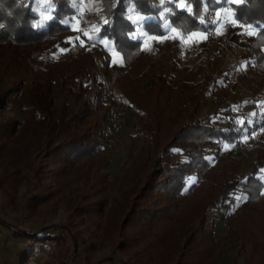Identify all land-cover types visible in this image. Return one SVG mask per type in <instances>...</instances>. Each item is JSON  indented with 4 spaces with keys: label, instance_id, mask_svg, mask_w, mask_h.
Masks as SVG:
<instances>
[{
    "label": "trees",
    "instance_id": "16d2710c",
    "mask_svg": "<svg viewBox=\"0 0 264 264\" xmlns=\"http://www.w3.org/2000/svg\"><path fill=\"white\" fill-rule=\"evenodd\" d=\"M185 1L184 8H180L179 0H170L169 13L164 12L167 5L159 6L155 0H101L104 15L99 22L100 32L96 38L107 39L127 51V69L109 74L105 71L108 70L107 64L98 68L94 58H85L84 47L75 44L69 48L67 58L74 64L76 71L56 81L58 86L54 87L47 75L43 76V84L31 82L28 86L20 80L4 81L2 78L16 75L18 72H23L27 77L37 76L38 74L31 73L52 63V52L72 32L74 5L79 1L0 0V143H8L15 140L17 134L36 128L33 134L38 140V147L28 149V153L33 155L32 185L35 182L36 188H41L39 181L43 180V177H50L54 189L61 190L72 181H78L83 184L82 191L92 194L91 196L101 195L102 206H107L112 181H107L106 175L97 170L85 174L81 172L73 180L70 177L76 175V165L80 160L97 151L99 145L95 143L93 146L91 143L97 139L103 141L105 137L107 116L103 114L97 117L96 114L97 107L102 106L109 95L121 96L138 112L146 114L141 104L134 100L132 93L137 81L142 80L144 75L136 79L128 74L140 50L141 43L133 39L138 25L150 35H162L166 18L169 25L186 36L197 31H209L213 25L211 13L228 7L236 22L254 32L253 48L258 56L255 63L264 71V0ZM131 7L148 20L137 24L132 22L127 15ZM124 83L127 88H123ZM210 83H214V76L208 81V86L204 89L205 94L213 89ZM161 84L160 89L169 86V95L191 85L181 78L175 82L164 79ZM188 97L196 99L191 94ZM202 104L203 102H199L191 110L187 109L188 112L183 113L186 116L181 123L177 115L171 117L166 138L159 142L149 140L148 150L146 147L141 150L139 157L144 156L147 151L148 158L144 156L145 160L141 161L139 157L131 158L132 165L125 167L122 178H116L121 185L117 190L123 194L121 199L123 198L126 212L120 227L118 249L108 264H132L118 252L130 250L134 246L138 249L140 245L146 248L142 252H135L131 257L134 259L133 263L150 264L153 254L146 260L138 261L139 263L135 262V257L146 253L160 254L166 246L172 245L171 240L177 238V231L187 236V241L181 246L173 245L178 254L175 264H212L209 259H213L215 255H205L204 248L200 249L197 244V235L199 229L205 228L207 214L212 211L216 220L236 189H241L253 211L237 212L232 232L239 233L244 248L251 245L257 254L261 255L259 262H264V209H258L259 205L264 207V162L256 165L243 177H240L232 166L229 173L226 170L210 173L211 160L207 153L209 146L215 143L234 145L237 140H241L245 132L264 128V110H259L261 116L256 114L254 120L250 121L245 112L235 110L231 102H227L221 107L219 105L212 108L214 112L200 117ZM5 111L18 113L21 118L13 116L5 120L2 117ZM156 113L160 115V112ZM148 114L150 118L153 116L150 115L152 113ZM219 114L232 120L235 126L230 129L214 124ZM236 115L242 118L239 124L234 120ZM161 116L163 118V115ZM152 121L155 126L164 124L162 119L154 116ZM149 125L152 126V123ZM96 130L101 131V134L96 133L98 136H95L93 131ZM27 144L25 143L26 146ZM6 165L14 164L10 161ZM192 177H195V180L189 184L188 179ZM44 187L50 189L47 185ZM153 191L161 196V200L156 203L158 208L151 212L154 204L142 208V204L138 202L148 200L149 193ZM78 197L81 198L80 194ZM82 197L86 198L85 195ZM80 208L82 205L79 203L75 206V211ZM95 211L100 214V210L95 209L89 212ZM196 222L198 227H195ZM0 224L12 233H17L14 237L18 240L34 242L42 250L47 249L48 242L57 241L61 236L73 243L77 240L70 228H45L44 235H40L38 229H22V225L6 220H0ZM101 225L96 222V229ZM168 225V230L173 228L169 232L165 231L163 237L169 238L168 244L163 239L160 244L152 243L156 237L153 236L156 228H165ZM127 228L136 230V234L123 235ZM209 247L210 245L205 248ZM34 250V247L23 250L19 256L20 263L15 264H24L35 254ZM144 251L147 252L144 254Z\"/></svg>",
    "mask_w": 264,
    "mask_h": 264
},
{
    "label": "rangeland",
    "instance_id": "374dc122",
    "mask_svg": "<svg viewBox=\"0 0 264 264\" xmlns=\"http://www.w3.org/2000/svg\"><path fill=\"white\" fill-rule=\"evenodd\" d=\"M78 1L74 5L72 32L52 52V63L41 66L31 73L38 74L37 76L27 77L23 72H18L15 73L16 75L4 76L2 80H20L28 86L31 82L43 84V76L47 75L51 84L57 87L56 81L76 71L74 64H71L67 58L69 48L75 44L84 47L85 58H94L98 68L107 64L108 70L105 71L109 74L116 70L127 69L128 64L125 60L128 52L107 39L96 38L100 32L99 22L104 15L101 0ZM155 1L159 6L167 5L164 12L169 11L170 0ZM185 3V0H179V4L185 5ZM211 14L213 25L209 31H197L186 36L169 25L168 19L164 17L162 35H150L143 27L137 26L138 31L133 35V39L141 43L140 50L128 74L136 79L144 75L142 80L137 81L132 93L134 100L141 104L146 114L138 112L121 96L109 95L104 104L97 107L96 114L97 117L103 114L107 116V124L104 127L105 137L103 141L97 139L91 143L93 146L95 143L99 145L97 151L80 160L76 165V175L70 177L73 180L81 172L85 174L97 170L106 175L107 181H112V190L108 191L109 202L106 207L102 206L101 195L91 196L92 194L82 191L83 184L78 181H72L61 190L54 189L50 177L48 179L43 177V180L39 181L41 188L37 189L35 182L32 185L33 155L28 153V149L38 147L36 144L38 140L33 134L36 128L21 132V136L17 134L15 140L8 143L5 141L0 143V220L20 224L24 227L22 229L26 230L38 229L40 235H44L45 228L58 226L70 228L69 230L77 238L76 243H73L61 236L57 241L48 242L47 249L42 250L34 242L18 240L14 237L17 233H12L0 224V264L20 263L19 256L22 251L33 247L35 254H32L24 264H108L118 249L120 227L126 212L123 198L121 199L123 194L121 195V191L117 190L121 185L116 178L123 177L125 167L132 165L131 158L139 157L145 147L148 150L149 140L159 142L166 138L169 134L171 117L177 115L181 123L188 110L199 102H203L200 117L214 112L212 108H217L219 105L221 107L227 102H231L235 110L245 112L250 121L254 120L256 114L261 116L258 111L264 110V71L255 63L258 56L253 48L254 32L236 22L228 7L214 10ZM127 15L135 24L148 20L147 17L135 12L132 7ZM213 76L214 83L212 85L210 83L213 89L205 94L204 89ZM180 78L187 83L190 82L191 85L172 95H169V86L160 89L162 80L175 82ZM124 85L123 88H127L125 83ZM190 94L196 99L188 97ZM156 112H160V115ZM148 113L162 119L164 124L155 126L152 121L153 116L150 118ZM2 114L5 120L13 116L21 118L18 113L9 111ZM221 114L215 118L214 124L233 128L235 125L231 124L230 119ZM234 120L238 124L242 122V118L238 115ZM150 122L152 126L149 125ZM93 133L98 136L96 133L101 134V131L96 130ZM241 140L250 146V151L246 155L237 151L233 144L218 142L209 146L207 153L211 160L210 173L222 170L229 173L232 166L237 170V174L243 177L256 165L264 162V128L245 132ZM25 143L29 145L26 146ZM144 156L148 158L147 151ZM144 156L139 157V160H145ZM10 161L13 166L6 165ZM194 180L195 177L188 179L189 184ZM45 185L50 189H46ZM160 200L161 196L153 191L149 193L148 200L139 201L138 204H142V208L154 204L151 207L153 212L158 208L156 203ZM79 203L82 208L75 211V206ZM259 208L264 209L263 205H259ZM94 209L100 210V214L97 211L89 212ZM239 211L252 213L253 208L250 207L241 189H236L216 220L211 211L207 214L205 228L199 229L197 244L200 249L204 248L205 251L202 250L206 256L215 255L213 259H209V262L212 260V264H264L259 262L261 255L257 254L251 245L244 248L239 233L232 232L233 221ZM96 222L102 224L98 229L95 227ZM195 225L198 227V222ZM168 227L169 225L165 228L157 227L153 232V236L156 237L151 242L160 244L163 239L168 244L169 238H163L165 231L173 230V228L168 230ZM177 232V238L171 240L170 247L166 246L160 254H145L147 251H144L145 255H137L135 262L146 260L153 254L150 264H175L178 254L173 247L181 246L187 241V236ZM134 233L136 234V230L129 228L123 231V235L126 236ZM209 245L211 248H205ZM144 248H146L144 245H140L138 249L134 246L130 250L118 253L134 264V259L131 257L135 252H142Z\"/></svg>",
    "mask_w": 264,
    "mask_h": 264
},
{
    "label": "built area",
    "instance_id": "2783aa9c",
    "mask_svg": "<svg viewBox=\"0 0 264 264\" xmlns=\"http://www.w3.org/2000/svg\"><path fill=\"white\" fill-rule=\"evenodd\" d=\"M171 12V11H170ZM261 114V112H259ZM231 124H233V121H230ZM234 147L237 151L241 152L242 154L246 155L250 151V146H248L246 143H244L241 140H237L234 144Z\"/></svg>",
    "mask_w": 264,
    "mask_h": 264
},
{
    "label": "snow or ice",
    "instance_id": "6c2138e0",
    "mask_svg": "<svg viewBox=\"0 0 264 264\" xmlns=\"http://www.w3.org/2000/svg\"><path fill=\"white\" fill-rule=\"evenodd\" d=\"M179 7H180V8H184V5H183V4H180ZM188 10L191 11L190 8H189Z\"/></svg>",
    "mask_w": 264,
    "mask_h": 264
}]
</instances>
